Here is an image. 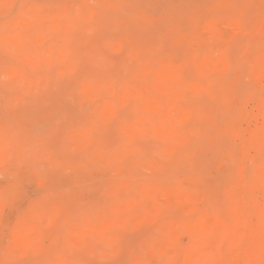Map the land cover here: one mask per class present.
I'll return each mask as SVG.
<instances>
[{
	"label": "rangeland",
	"instance_id": "374dc122",
	"mask_svg": "<svg viewBox=\"0 0 264 264\" xmlns=\"http://www.w3.org/2000/svg\"><path fill=\"white\" fill-rule=\"evenodd\" d=\"M191 1L193 3L191 2L188 6L184 7V1H180V0H0V29L3 34L1 35L0 33V62H2L0 63V134H1L0 135L1 136L0 138L1 139L0 140V160H1L0 161V196H1L0 197V224H1L0 228L2 227L1 228L2 230H0V237H2L0 239V243H1L0 264H5V263L6 264H12V263L13 264H178L177 259L170 251L169 253L166 251L159 253L157 259L153 260L152 257L149 255V252L146 248V244L147 241L153 243H160L162 241L174 242L176 240V234L172 230L168 229L167 226H173V230H174L176 227L175 222L178 219H183L187 217L185 211L180 210V212H183V214H185L182 215V217L174 216L173 218H171V216L168 215L169 213L165 214L170 216L169 218L165 217L164 213H162V215L159 216L162 219L160 220L158 218V220H155L156 222L153 221L155 223L150 221H144L139 224H132V222H130L128 225L125 226L117 225V227L119 226L120 227L116 229L117 231L119 230L116 233H118L119 235L120 232L121 239L118 235H116V233H113L114 237L113 240H111V235H108L109 237L101 235L96 229L99 222L98 214L102 209L106 207L105 205H101V204H100L101 207L98 206L99 203H101L100 200L102 201L103 199L102 202L105 203L110 198V200H108L106 203L108 208H110L111 204L118 199H120L121 201L124 200L133 201L132 206L130 208L122 207L115 212L119 221L126 217H128L130 221H132L133 218L144 214L146 211L145 205L136 203L135 200L132 199L136 194L137 186L141 182H143L142 179L143 178L148 179L147 176L149 177L148 180H151L157 176L160 177L161 179L166 175V174H162L164 172L160 173V171L152 170L149 167H138V169H140L141 172H143L140 174L139 172L137 173L133 172L131 166H126L124 171L118 172L114 168L106 167V165L101 161H99L101 163L99 162L95 163L97 162V160L93 157V154L96 151L97 152L102 151L103 154L106 153L105 154L106 156L107 155L110 156L109 154H114L119 152L123 147V145L126 143V137L124 133L119 130V127L122 122L131 124L139 128L140 130L148 128L147 132L146 131L139 132V135L141 134L142 137L139 135L136 136L137 140H135V142L138 141L136 144L137 147L140 146L139 152L144 151L146 149V151L141 152L144 153L143 156L146 155V157H143L144 161L157 164L160 166L163 165L162 167L165 168V171H167V173H169L168 175H166L165 179L169 178L168 176H170L169 179L170 182L163 183L164 181H162L163 184L177 186L175 184L177 183L178 185L181 186H185V185H188L186 187L192 186L193 189L195 188V186L193 185H196L195 190L197 192L207 191L209 194L208 196H211V198L213 200H216L217 203L219 204L221 203L220 205H215L213 203L214 201L209 199L206 200V202L208 203L209 201H212L209 204L212 205L213 207L216 206L220 207V208H215L218 209L217 211H215V209L213 208L212 209L215 211V213L221 216H224V214L228 212L229 209L226 203V199H223L221 197L223 199L222 201L225 202V205H222V201H218L220 199H216V198L217 197L219 198V196H221L222 194L223 197L225 198V191L226 189H229L228 187L233 188L234 186L233 190H235V188L238 187L236 189V192H234L236 193L235 195H237L236 197L238 199V204H239V211L237 213L238 222L231 225L227 235L228 238L226 237L222 238L220 234H218L217 232L214 234L211 233L210 231L204 234H200V235L198 234L196 237L183 236L184 243L187 242L188 244L187 240L195 242L198 239H201L205 236L211 237L210 234H212V237L210 239L211 241L210 246L205 240L203 241L206 246L204 244L203 246V245H193L195 243L193 244L189 243L191 245L190 246L191 250H194L196 252V254L194 255L197 256L194 258L198 259L195 261L194 264H241L243 263V261L245 264V260L246 261L250 260V262L254 261L253 263L255 264H264V189H263V185L261 186L260 183L259 184L257 183L258 179L256 177H255L256 179H253L254 176L252 175L253 174L252 160H254V158L258 156L259 154L258 149H263L264 152V147H262L263 142L262 143L258 142L257 144L253 145L255 147H253L252 145L246 146V147H250V149L246 148L248 151L245 149V154L248 152L247 156H244L245 154L240 155L239 157L241 159L238 157L240 161L239 162L237 161L239 159L235 160V162H237L239 167L236 166L237 164L234 161L232 162L233 164L235 163L234 165L235 168L234 170H232L233 172L231 171L233 174L231 173L229 174V172H227L229 169H231L230 168L231 165L233 166L232 163L228 162L230 164L228 165V163L224 161L221 157H219V155L215 156L216 154H212V152L208 151L207 154V156H209L208 158H210L211 162L214 161L213 162L214 169L212 170V172L209 173L207 172L206 169L203 170V168H198L197 174L195 176H190V178L185 177L186 174L188 175L191 174L190 172H188L189 169L188 165H190L189 161H185V163H189L188 165H186L188 166V168L186 166L182 167L181 165L180 166H177L175 164L171 165V163H174L176 161L177 157L176 158L173 156L166 157L163 155V151L169 145V143L159 138L158 136L154 135L152 133V124L150 122H145L144 119L142 118V115L144 114V110L138 107L140 104V102L138 103V101L140 99L138 100L136 98H132L131 101L128 103H123L121 101L122 89L120 90V88L122 86L118 87L117 86L118 84L121 85L124 84L127 86L138 84L139 86H142V79H141L142 72L149 71L150 72L149 75L154 76V72L156 70L155 68H157L158 65L162 64L163 62H172L171 61L172 56L180 53L181 50L183 49L184 51L183 50L182 51L186 52L185 54L189 52V54L187 55L188 56L192 55L193 57L186 56V58H183V60L184 59L187 60L185 65L183 66L185 67V69H187V71L184 70L183 73L184 75L182 76V80L185 82L187 81L186 83L190 85L193 86L199 85V86L198 89L191 86L184 88L185 91L189 90L190 94L186 92V94H189L186 95L183 92L184 96L181 100V107L184 109H188L193 107V105H190V103H195V105L197 103L198 107H203V108L205 107L208 109L211 107L212 109H214L215 112H217L218 110H220L217 108H220L221 105L219 103V100L215 101L213 99V94L215 93L220 94L222 91L225 90H227V92L238 90L235 92H238L239 94L243 95L244 96L243 98H246L244 99L246 101H244L243 98L241 99L243 101L240 102H236L237 100H235L234 108L237 109L239 108L240 110L242 109L243 111H246V113L248 114L250 113L251 115L249 114V116L253 120L244 117L239 119V117H241L240 114H237L239 116L236 115V113H239L238 111L239 109L238 110L235 109L234 111H237L236 113L232 110L233 113H235V115L233 114V116H230L233 118H229L230 120L228 119L230 124H228L229 122L227 120H225L226 122L221 121L222 123L224 122L223 123L224 125L222 124L221 126L219 124L220 125L219 128H221L222 133L224 134L228 130V127L234 125L238 129L240 127L241 128L243 127L242 129L244 130L240 128L241 131H246L249 129L250 130L254 129L258 132L260 131L261 132V133L259 132L260 136L262 138L264 137V110L260 109L259 102H257L259 101V99L260 100L264 99V74L260 76L261 74L249 73L251 64L245 61L246 60L248 61V58L251 57V54H253V52H248L246 49H244L245 43H247L251 37V34L249 32L251 29L254 28L255 26L254 23L259 16L258 12L264 9V3H259V2L256 3V0H254V3L248 2V4L245 5L247 1L239 0L240 2L238 3H241V6H238V8L236 7L235 9L230 10L229 9L230 7L229 8L227 7L229 10L225 9L229 12L223 14L225 15V17L228 18V21H230V23L225 25L224 27L226 28V31L230 32L232 38H234L233 36H236V38L233 40L232 38H223L225 41H227V43H229L228 40L232 42L234 41L233 43H230L228 45L225 42V45L230 47V49H228L229 51L226 50L227 53H225L222 47L219 48L217 45H214L219 43V41H222L223 39L221 38L218 39V37L214 35L212 31L209 30L197 35L196 33H194L195 27H197L199 22L201 23L200 18H203L202 16L207 17L205 14V12L207 13L209 11L207 9L210 8L212 9L213 7L216 9L215 3L212 4L209 0L208 1L191 0ZM203 1L207 4H205ZM197 2H199L200 4ZM238 3L237 5H239ZM247 5L249 6L248 9H247L248 7ZM254 5H256L257 7ZM176 10H178L179 12L180 10H182L181 12L185 11V13H181V16H176L179 13H176V15L171 14L174 13ZM201 11H205V12L199 13ZM233 11L235 12L237 11V12L234 13ZM191 12H195V13H191ZM212 12L216 13L217 11L215 12L211 10V14H213ZM232 12L234 13V15L235 14L237 15L232 16L231 15ZM168 13L171 14L170 17H168L169 16ZM172 15L173 17H171ZM191 16L193 18H196L199 22L196 21V19L195 20L193 18L190 19ZM238 17L239 18L241 17V19H239ZM248 19L251 20L249 21ZM23 21H26V23L24 22L25 23L24 24ZM34 21L35 23L38 24L41 22L40 26H38L39 28L35 27L36 24L34 23ZM234 22L235 23L239 22L238 25L240 26L239 28H241V30L235 28V26H232ZM194 24H196V26ZM175 25H178V27H176ZM171 27L174 30H172ZM237 29L238 31H236ZM33 31L35 32L34 38L31 39L29 38L28 35ZM252 32L253 31H251V33ZM188 33L190 34L192 33L191 35L189 34L190 36H192L193 34L196 35V36H192V38L190 39V40L193 39L192 40L193 42L188 41V39L190 38V36L187 37ZM207 33L210 36H208ZM185 34L187 35L185 36ZM12 35H15V37ZM180 35H182L181 38L179 37ZM25 38H27L28 40H25ZM182 38L184 39V41H182ZM196 39H198L199 41ZM179 40L181 41V43H179ZM185 42H187L188 44ZM177 43L180 45L178 46ZM183 44L184 46L187 47V49L195 51L196 53L185 51L187 49L186 47H182ZM210 44L213 45V47L209 49V47L211 46L208 45ZM222 44L224 45L223 42ZM239 44H244V46H242L240 50H237L236 46ZM20 45H23L22 48L23 50H25L26 53H27L26 49L27 50L29 48L32 49V51L28 50L29 55L28 53L26 54L24 51H22ZM176 46L181 49H178ZM151 49L152 52H150ZM205 49H207V51ZM200 51L203 53L197 54ZM183 52H181V54H183ZM206 53H208V55ZM185 54L183 55L179 54L173 57L179 58L181 56H184ZM161 58L164 60H160ZM148 59L149 60L153 59L159 61L160 63L154 61L153 64V60L147 62ZM242 59L245 60L243 61L245 63V66L243 65ZM180 60L182 61L181 58ZM238 60H240L239 64L237 63ZM4 61H6L8 64H5ZM217 61L222 62L224 66L213 68L212 65ZM200 62H204L207 65L206 70H203L199 67L198 64ZM191 63H194V67L191 66ZM236 63L238 66L236 65ZM241 63L243 65L242 67H241ZM150 64L153 65L151 66ZM189 66H191L190 68H193V70H191ZM74 67L76 69H74ZM146 67H148L149 69H147ZM152 67L154 68L152 69ZM233 68L236 69L233 70ZM242 68L245 69L244 72L241 70ZM131 69L133 71H130ZM195 69H197L199 72L196 71ZM6 70H8V72ZM136 71L139 73H137ZM240 71L243 72L244 80L242 78H240L241 80L238 78L243 76ZM44 72L45 74H43ZM3 73H7V74H3ZM23 73L26 76L23 75ZM130 73L136 75H132V74L130 75ZM205 75L206 76L209 75V76L206 77ZM10 76L12 78H10ZM125 77H127L128 79H126ZM136 77L137 79L141 80V83L140 81H137ZM233 77L237 78V80L239 81L234 80ZM188 78L191 80H188ZM216 78L219 81L221 80V84L218 83V80ZM29 79L32 81H30ZM113 79H115L117 85ZM225 79H230V80H225ZM94 80L97 82V83L95 82L96 85H98L99 83V85L102 84V86H96L93 83ZM206 81L209 83V84L207 83L208 85H211L210 83H213V85H211L212 87L207 86V84L205 87ZM224 81L228 82L227 85H222V82ZM233 81L236 83H234ZM238 82L241 84L240 85L241 89H237L236 87L237 85H239ZM251 82L254 83L253 87H257V86H258L257 88H260V86L262 87L260 88V90L258 89L257 98L255 101L251 100L254 99V97L252 96L248 97L249 91L247 92V90H249L252 86L249 85L250 87L247 88L248 85H244ZM74 83L75 84L78 83V84L75 85ZM112 83H114L115 85H113ZM225 83L226 82H224L223 84ZM30 84L31 86L29 87ZM83 84H88V85L94 84L96 86L95 88L97 92L91 94L83 92L80 88L81 86H79ZM13 85L16 87H14ZM216 85L220 87L224 86L225 88L224 87L223 88L225 90L221 89L220 87L216 88ZM112 86H116L117 89L115 90L111 89ZM228 86H230L231 89H228ZM199 90L203 91L202 92L203 95L200 96L201 94L199 93L200 94L199 97L195 98V94H197ZM114 91H116L118 96L114 94L115 93ZM204 91L205 92L208 91L207 94H209L206 95V98L204 97L205 95ZM99 94L102 95L99 97ZM187 96H189L188 98L190 99L188 98L185 99ZM208 96L210 99H213V102L210 103L207 101L209 100ZM200 97H203L206 100H202V98L200 100ZM192 98H195V100ZM96 99L97 101H94L96 103L95 104L93 103V100ZM199 100L204 102V104L200 103L199 105L198 103ZM131 102L133 103L135 102L134 105L133 103L131 104L133 106L130 105ZM236 103H239L242 107ZM115 104L117 106H114ZM213 104H218L220 105V107H217L218 105H216L217 108H215L212 106ZM105 106L113 109L114 112L116 113V119L113 120L112 122L113 124L112 123L110 124L109 123L110 121L105 119L101 114L100 110L102 107ZM133 116L134 118H132ZM234 116L236 117L234 118ZM255 116H257V119ZM237 117L239 120L237 119ZM125 118L127 119L130 118V120H127ZM131 118L132 120L135 119L134 120L135 123L131 122ZM243 118L246 119L247 121L246 120L244 121ZM235 119H237L236 123L238 127L236 126V123H234ZM194 120L195 117L189 120L188 122H181L179 124H176L177 120H169V122L167 123L172 126L176 125L177 129L183 128V126L189 123L188 129H190L191 131L193 130L195 125H199V126L201 125L200 126L201 128L209 125L211 127V124H213V122L208 118L197 117L196 120L201 121L200 123L198 122L199 124H197L196 123L197 121L195 122ZM94 121L95 123L96 122L97 123L96 124L93 123ZM205 121L208 123H205ZM139 122L140 124H138ZM144 122L148 123L149 126H147L148 124L146 125ZM99 123L103 125L101 129H98L101 126ZM71 124H73V126L75 127L73 128V130ZM97 124L99 125L96 126ZM191 125L193 126L192 128H190ZM95 126L97 127L98 130L96 129ZM167 127L171 128L169 125H167ZM62 128L64 129L62 130ZM173 128L171 129L177 133L182 134L183 131H178ZM94 129L96 131H94ZM186 129L187 128H185L184 131H186V133H189L188 132L189 130L187 129L188 130L187 131ZM64 130H67L66 137L63 133ZM113 130L114 132L117 131L116 134H119V136H117L113 132ZM72 133H77L78 136L74 138L72 136L73 135ZM207 133L208 132L201 133V136H203L202 134H205L206 136V138L202 140L205 142V144H207L208 141L218 140L216 139L218 135L214 134L216 137L214 139L213 138L211 139L210 136H208L209 134L206 135ZM84 134L85 135L90 134V135L83 137ZM91 134H93L94 137H92ZM149 134L150 136L153 135L151 139L150 136H148ZM183 134L185 133L183 132ZM5 135H7V137ZM100 136L104 137L103 138L104 141H101L102 143L99 141L101 139ZM240 138L241 139H239V137H235L233 141L235 143L238 142V144H240L241 143L240 141H242L244 137L243 138L240 137ZM245 138L248 141L249 135H246ZM2 139H4V142L2 141ZM155 139L161 142V143L159 142L160 147L158 146V141H156ZM46 140H49L50 142L47 143L50 144L53 142L52 143L53 145L52 144L51 145L47 144V145H49L50 147H54L53 150L56 152H53L52 150H51L52 152H50V148H47V150L44 149L45 152H42L43 150L39 145L41 143L46 144ZM93 140L94 143L91 144V141ZM6 141L10 142V144L8 145ZM85 141H86L85 145L81 147L79 143ZM97 141H98V145L96 144ZM194 141H195L194 143L196 144V140ZM18 142L19 144L22 145L24 143L25 144L24 148L25 150L26 149L29 150L28 152H30L31 150L33 151L30 152L32 155L31 158L27 159L30 155L29 153L24 155L22 152L20 153L16 152V151H23L21 146L15 145V143L17 144ZM5 143L7 144L4 145ZM61 143L63 144L61 145ZM64 144L68 148H66ZM118 144H120V147L117 148L116 146ZM142 144L144 146L143 149L141 150ZM37 145H38L37 147L38 150H35L36 151L35 152L31 147L32 146L35 147ZM47 145L41 144L43 148H45V146ZM60 145L65 147H60ZM103 145H105L107 149ZM111 145L113 147H116L118 150L117 149L115 151H112L113 149L109 150L110 149L109 146ZM151 145L153 148L151 147ZM16 146H18V148ZM28 146H31L29 147L30 149L28 148ZM195 146L196 147L194 149H197L199 147L198 144ZM148 147L151 148L150 150L152 153L150 152ZM19 148L21 150H19ZM34 149H36V147ZM85 149L86 150L90 149L91 151L88 150V152L91 153V155L90 154L87 155L86 154L87 152L83 154L84 151H86ZM65 150H67V152ZM38 151L40 152V154ZM10 152H13L15 154L13 155ZM45 153H47V155ZM54 153H57V155H59L61 159L64 157L63 158L64 161L65 160L67 161L63 162V165H61V160L59 159V157L58 160L56 158L57 157L56 154ZM68 153H70L72 156L77 155V157L79 154V158L81 161H79V159L75 156L72 157L71 159L70 157L71 155ZM9 154L12 156L11 157L12 159L9 157ZM51 154H53V157ZM63 154L65 155L68 154L70 158L66 157L65 155L63 156ZM81 154H83V157L80 156ZM154 156L156 158H154ZM210 156L213 157V160L211 159L212 157ZM13 157H16L15 160ZM172 157L175 158V161L173 159V162L169 161L170 159L172 160ZM82 158H85L84 160L86 162ZM220 158L222 161L220 160ZM4 159L10 162H7ZM70 160H73V163L71 161L70 164L69 163ZM87 162H89L88 164L90 166L87 164ZM10 163L12 164L9 165ZM51 163H53V166L50 167L49 165H52ZM92 163L95 165H93ZM167 164H169L170 166ZM240 164L244 166H240ZM12 165L15 168H13ZM96 166L99 169H96ZM52 167H55L56 169L55 168L53 169ZM250 167H252L251 168L252 171L250 170ZM166 168L168 169L171 168V169H169L170 170L169 171L166 170ZM57 169L59 173L54 172ZM65 169H67V171H65ZM108 169H110V171ZM218 169L221 170L220 173L221 172L223 173L225 172V173L224 174L221 173L220 175H218L219 173V172L217 173V171H219ZM107 172L110 173L108 174ZM122 172L123 174H125V176L121 174V176L123 175L122 177L119 176L117 177V174L120 175V173ZM157 172H159L157 176L152 175L153 173L156 174ZM105 174L111 176L106 177ZM128 174L129 176L131 175L134 176V177L132 176L131 178L129 177L130 179H132L133 183H131V185L132 184L133 185L132 186L130 185L128 187H132L131 188L132 190H130V188H128L129 190H124L123 192L124 194L122 198H121L122 196L121 194L120 197L116 195L112 197H108L113 194L118 195L121 188L126 189L127 186H124L122 182L125 179L126 175ZM145 174L147 176H145ZM227 174L231 175L232 179H229L231 178V176H227ZM150 175H152L153 177H151ZM39 176H47L48 179L47 180L37 179V177ZM62 176H66V177L69 176L67 177L68 179L65 178L66 184L64 181V177ZM103 176L107 180H110V182L108 181L103 182V180L105 179V178L102 179ZM234 176L235 177L238 176V177L233 178ZM98 177L99 180L101 179V181L98 180ZM110 177L111 179H114L113 177H115L114 181H116V183H114V181H111V179H109ZM223 177L225 178L223 179ZM201 178H206V179L203 180ZM136 179L137 180L141 179V182L139 180L138 182ZM97 182H100L101 184L102 182L103 184L106 183L105 185L106 187L105 186L103 187L109 189L107 190V189H103V187L101 188L100 186H98ZM195 182L197 184H195ZM222 184L225 185V187L223 193L221 192L220 194L219 187ZM114 185H117L119 187L117 192L114 191V189L112 188ZM258 185L260 186L258 187ZM198 188L203 191L199 190ZM96 189H99V191H97ZM4 190H7L8 193L7 192L6 193L8 194V196L4 195L5 194V192H3ZM50 191L53 192L48 193ZM1 192H3L4 194H2ZM97 193H99V195H97ZM39 194H41L42 196L45 194L46 195L42 198V196H40ZM101 194L108 198L106 199L104 197L105 198L104 199L103 197H101ZM54 195L56 198H58V196L60 195V197L58 198L59 200H55ZM17 196L19 197L15 199V197ZM97 196L98 198L101 197L102 199L96 200ZM128 197H130L131 200ZM48 198L54 200V201L50 200L52 205L49 204H48L49 206L45 205V203H50ZM95 200L99 202L97 203L93 202ZM33 201L37 202L36 204L44 202V204L42 203L44 206L41 205L43 207L39 209V207H41L40 204L37 207V205H35ZM59 201L61 202L58 203ZM13 203H15V206H11ZM32 203L34 206L32 205ZM91 204L97 208H95V210H92L90 208L91 210H89L88 205ZM25 205L31 207L28 208V206L26 207ZM158 205H160L159 207L160 212L164 210L165 213L170 212L171 214L172 213L171 211H175V212L178 211L177 209L169 208L168 206H167L168 207L167 210L165 208L166 204L163 201H159ZM206 205L208 204L206 203ZM221 205L222 207L223 206L224 207L221 208ZM19 206L20 207L25 206L26 208L22 207V209H20V213H17V207ZM86 206H87V210H89L88 212H91V214L88 212L84 213L85 211L84 208ZM8 207H10L11 210ZM255 207L260 208L261 213H257V212L254 213V211L252 210ZM81 208H83V211L80 212V215L76 216L78 209ZM138 208L139 211H137ZM43 209H45L46 212ZM131 210H135V212ZM203 210H206V208ZM41 211L45 214L42 215ZM4 212H6L8 215ZM127 212H131V214H126ZM122 213L124 215H122ZM86 214H90L92 217ZM173 214L174 213H172V215ZM227 214L226 216H228ZM40 216H42L43 218ZM6 217H9V219L10 218L13 219H11V221L6 220L7 219ZM16 217L18 218L15 219ZM74 217L75 218L79 217L78 218L79 220L75 219ZM33 219H37L38 221H43V222L41 223L38 222L40 223L38 226V224H36L37 222H35L36 220L34 221ZM12 220L14 221L12 222ZM7 222H9V224ZM67 223L69 224L68 227H67ZM40 225L42 229L45 230L44 233H42V231L40 232L41 230L39 229ZM237 225L238 227L236 229L235 227ZM35 231H37L38 233ZM83 231H85V233ZM25 232L27 234L33 233L31 235L29 234L31 238H27L26 237L27 234ZM255 234L256 236H259V240H257V242L253 240ZM85 235L87 236L85 237ZM93 235L94 237H96L95 241H98L96 242L97 247H95L97 251L92 248L91 250L93 251L89 250L90 247H93L90 246L89 244L88 246L90 247L89 249L86 248L87 249L86 251L85 247L88 239H89L88 241L94 242L93 245H96L95 241L91 238L93 237ZM202 235L203 237L200 238V236ZM216 236H218V238H216L217 240L215 241ZM41 239H43V241ZM71 239H73L74 241H71ZM116 239L121 240V245H115L116 243L117 244L119 243V241ZM16 240H20V242H23V248L18 245ZM76 240H78L81 245L77 244ZM224 240H225V244H224ZM38 241H42V242L40 243ZM199 241L202 242L201 240ZM214 243L217 245L216 249H213L212 248L213 246H211ZM255 248L259 249L258 257H256L255 259L252 258L253 260L251 259V257L248 258L245 257V255H247V253L245 252L249 251L248 252L249 254L250 251H253V249ZM197 249L202 250V252L198 251ZM42 250L44 251L42 252ZM68 250H71L70 251L71 254ZM82 250H85V252H80ZM259 251L261 254L259 253ZM64 252L66 253L65 255ZM72 252H74V254ZM170 255H172V257ZM77 257L78 258L80 257L81 259L80 258L78 259ZM67 258H71V260L68 259L69 260L68 262ZM5 259L8 261H5ZM210 259L211 261H209ZM11 260L13 261L12 263ZM72 260L73 262H70Z\"/></svg>",
	"mask_w": 264,
	"mask_h": 264
},
{
	"label": "bare ground",
	"instance_id": "6f19581e",
	"mask_svg": "<svg viewBox=\"0 0 264 264\" xmlns=\"http://www.w3.org/2000/svg\"><path fill=\"white\" fill-rule=\"evenodd\" d=\"M180 1H184V7L185 6H188L192 1L191 0H180ZM208 1V0H207ZM212 4L213 3H215V6H216V9L213 7L212 9L210 8V9H207V10H209L207 13L205 12V11H201V12H199V13H203V12H205V14H206V16L207 17H205V16H202L203 18H205V19H203V18H200V21H201V23L196 19V18H193L192 16L190 17V19L191 18H193L194 20L196 19V21H198L199 22V24L197 25V27H195V32L194 33H196V35L197 34H201V33H203V32H206V31H212L213 33H214V35H216L217 37H218V39L219 38H221V39H223V38H232V35L230 34V32L229 31H226V28L224 27L225 25H227V24H229L230 23V21H228V18L227 17H225V15L223 14V13H228L229 11H227V10H225V9H228L229 7V9L230 10H233V9H235L236 7L238 8V6H241V3H238V2H240L239 0H209ZM241 1H247L246 3H245V5L246 4H248V2H253L254 3V0H241ZM204 2V1H203ZM264 3V0H262V1H258V0H256V3ZM193 3V2H192ZM197 3H199V2H197ZM205 3V2H204ZM237 3L239 4V5H237ZM200 4V3H199ZM198 4V5H199ZM205 4H207V3H205ZM250 4H252V3H250ZM176 5H178V4H176ZM175 5V6H176ZM197 5V6H198ZM237 5V6H236ZM243 5H244V3H243ZM256 5H258V4H256ZM256 5H254V6H256ZM214 6V5H213ZM248 6V5H247ZM177 7H179V6H177ZM228 7V8H227ZM231 7H233V8H231ZM257 7V6H256ZM249 8V6L247 7V9ZM176 9V8H175ZM228 9V10H229ZM239 9H240V7H239ZM258 9H260V8H258ZM179 10V9H178ZM178 10H176L174 13H171V14H173V15H176V13H179L178 15H176V16H181V13H185V11L184 12H181L182 10H180V12L178 11ZM203 10V9H202ZM205 10V9H204ZM211 10H213V11H217L216 13H214V12H212L213 14H211ZM226 12H225V11ZM172 11H174V10H172ZM251 11H254V10H251ZM256 11H257V9H256ZM234 13H236L235 11H233ZM232 12V13H233ZM191 13H195V12H191ZM190 13V14H191ZM231 13V15L233 16L234 15V13L232 14ZM253 13V12H252ZM259 13V16H258V18H257V20L255 21V23H254V28L253 29H251L250 30V34H251V37H250V39H249V41L247 42V43H245V46H244V44H239V45H237L236 46V48H237V50H240V48L242 47V46H244V49H246L248 52H253V54H251V57H249L248 58V61L246 60H244V59H242V62L243 61H245V62H249V64H251V67H250V71H249V73H251V74H261L260 76H262V74H264V9L263 10H261L260 12H258ZM169 14V16L168 17H170V13H168ZM198 14V13H197ZM173 15L171 16V17H173ZM186 15H188V14H186ZM230 15V14H229ZM235 15H237V14H235ZM234 15V16H235ZM176 16H174V17H176ZM199 16V15H198ZM37 17V16H36ZM184 17V16H183ZM230 17V16H229ZM38 18V17H37ZM177 18H180V17H177ZM239 18V17H238ZM248 18H249V16H248ZM251 18V17H250ZM175 19V18H174ZM184 19V18H183ZM189 19V18H188ZM203 19V20H202ZM239 19H241V17L239 18ZM247 19V18H246ZM39 20V19H38ZM249 21L251 20V19H248ZM35 21H37V20H35ZM35 21H34V23H35ZM239 21V20H238ZM248 21V22H249ZM26 23V21H23V23ZM172 22V21H171ZM181 22V21H180ZM24 23V24H25ZM173 23V22H172ZM196 23V22H195ZM238 23L239 22H237V23H235L234 22V24H232V26H235V28H238V29H240L241 30V28H239L240 26L238 25ZM33 24V23H32ZM36 24V26L35 27H37V28H39L38 26H40V24H41V22L38 24V23H35ZM175 24V23H174ZM173 25V24H172ZM195 26H196V24H194ZM67 26V25H66ZM176 27H178V25H175ZM6 28V27H5ZM16 28H18V27H16ZM21 28V27H20ZM19 28V29H20ZM63 28V27H62ZM7 29V28H6ZM171 29H172V27H171ZM238 29L236 30V31H238ZM17 30V29H16ZM172 30H174V29H172ZM4 31H6V30H4ZM22 31V30H21ZM28 31H30V30H28ZM39 31V30H38ZM192 31V30H191ZM190 31V32H191ZM251 31H253L252 33H251ZM0 33H1V35H3L2 34V32H1V29H0ZM26 34V33H25ZM25 34H23V35H25ZM34 34H35V32L33 31L32 33H30L28 36H29V38H31V39H33L34 38ZM190 33H188V35L187 34H185V36L187 35V37L188 36H190L189 35ZM6 35V34H5ZM9 35V34H8ZM196 35H192V36H196ZM207 35H208V33H207ZM12 36H14L15 37V35H12ZM21 36V35H20ZM185 36H184V39H185ZM192 36H190V38L188 39V41H192V40H190L191 38H192ZM208 36H210V35H208ZM3 37H5V36H3ZM9 37V36H8ZM180 38L182 37V35H180L179 36ZM200 37V36H199ZM234 38H232V40L233 39H235L236 38V36H233ZM22 38H23V36H22ZM210 38H212V37H210ZM184 39L182 38V41H184ZM22 40H24V39H22ZM25 40H28L27 38H25ZM30 40V39H29ZM195 40V39H194ZM196 40H198V39H196ZM187 41V42H188ZM199 41V40H198ZM229 41V43H227V41H225L224 39L222 40V41H219V43H217V44H214V45H217L219 48L220 47H222V49H224V51H225V53H227V51H229L228 49H230V47L229 46H226L225 45V42H226V44L228 45V44H230V43H233L232 41H230V40H228ZM187 42H185V43H187ZM193 42V41H192ZM222 42L224 43V45L222 44ZM27 43V42H26ZM179 43H181V41L179 40ZM203 43V42H202ZM178 44V43H177ZM188 44V43H187ZM180 44H178V46H179ZM205 45H207V44H205ZM220 45V46H219ZM21 47L20 48H22V46L23 45H20ZM208 46H211V47H209V49L210 48H212L213 47V45H208ZM177 47V46H176ZM181 47V46H180ZM182 47H186V46H184V44H183V46ZM225 47V48H224ZM227 47H229V48H227ZM178 48V47H177ZM178 49H181V48H178ZM186 49H187V47H186ZM28 50H31L32 51V49L31 48H29ZM28 50L26 49V51H27V53H28ZM183 50V49H182ZM181 50V52H183ZM206 51H207V49H205ZM227 50V51H226ZM20 51H21V49H20ZM22 51H24L25 52V50H23V48H22ZM185 51H190V52H194V53H196L195 51H192V50H189V49H187V50H185ZM204 51V50H203ZM205 51V52H206ZM150 52H152V49H151V51ZM180 52V51H179ZM181 52L180 53H178V54H175V55H183V54H185L186 52H183V54H181ZM247 52V53H248ZM26 53V52H25ZM26 53V54H27ZM31 53V52H30ZM200 53H203V52H198L197 54H200ZM210 53V52H209ZM187 54H189V52L187 53ZM187 54H185L184 56H181V57H179V58H176V57H173V56H175V55H173L172 56V59H171V61L172 62H163L162 64H160V65H158V67L157 68H155L154 70H155V72H154V76H150L149 75V71L148 70H146V71H148V72H142V86H139L138 84H136V85H121V84H118L117 85V82L115 81V79H117V78H115V79H113L115 82H116V85L118 86V87H120V86H122L121 88H120V90L122 89V99H121V101L123 102V103H128V102H130L131 101V99L132 98H136V99H140L139 101H138V103L140 102V104H139V106L138 107H140V108H142L143 110H144V114L142 115V118L144 119V121L145 122H150L151 124H152V133L154 134V135H156V136H158L159 138H161V139H163V140H165V141H167L168 143H169V145L165 148V150L163 151V155L164 156H168V157H170V156H173V157H177V159H176V161H175V158H173L172 157V160L170 159L169 161H171V162H173V159H174V163H171V165L172 164H175V165H177V166H186V165H188L189 163H190V165H188L189 166V169H188V172H190L191 174L190 175H188V174H186L185 175V177H189L190 178V176H195L196 174H197V171H198V168H203V170L204 169H206L207 170V172H209V173H211L212 172V170L214 169V165H213V162L214 161H212L211 162V160H210V158H208L209 156H207V154H208V151H210V152H212V154H216L215 156H218L219 155V157H221L224 161H226L227 163L228 162H230V163H232L233 161L235 162V160L236 159H239L240 157V155H244L245 154V149L246 148H249L250 149V147H246L247 145H255V144H257L258 142H263V145H262V147H264V137L262 138L261 136H260V133L258 132V131H256V130H246V131H241L240 130V128L238 129V128H236L234 125H232V126H230V127H228V130L223 134L222 133V130H221V128H219V126L221 125L222 126V124L224 123V122H226L225 120H227L228 121V119L229 118H233V117H230V116H233V114L235 115V113L237 112V111H234L235 109H237V108H234V105H235V100H237L236 102H240V101H243L244 99H246V98H243L244 96L243 95H241V94H239L238 92H235V91H238V90H234V91H232V92H227V90H225L223 87H220L221 85V80L219 81L217 78V80H218V83H220L219 85L220 86H217L216 85V88L217 87H220L221 89H224L225 91H222L220 94H217V93H215V94H213V99L215 100V101H217V100H219V103H220V105H221V107H220V105H218V104H213L212 106L213 107H215V108H217V107H220V108H217V109H220V110H218L217 112H215L214 111V109H212L211 107L208 109V108H203V107H198L197 106V103H196V105H195V103H190V105H193V107H191V108H188V109H184V108H182L181 107V100H182V98H183V96H184V93L186 94V92L187 93H189L190 94V91L189 90H187V91H185V89L184 88H187V87H194V88H196V89H198V86L197 85H195V86H193V85H190V84H188V83H186L185 81H183L182 80V76L184 75L183 73H184V70H186L187 71V69H185V67H183L184 65H185V63H186V59H184L183 60V58H186V56H188ZM207 55H208V53H206ZM28 55H29V53H28ZM244 55V54H243ZM242 55V56H243ZM213 56V55H212ZM24 57H26V56H24ZM52 57V56H51ZM188 57H193L192 55H189ZM194 57H196V56H194ZM210 57V56H209ZM224 57V56H223ZM15 58V57H14ZM180 58L182 59V61L180 60ZM211 58V57H210ZM247 58V57H246ZM175 59V60H174ZM153 59H151V60H147V62L148 61H152ZM160 60H164V59H160ZM3 61V60H2ZM154 61L155 62H157V63H160L159 61H156V60H153V64H154ZM15 62V61H14ZM13 62V63H14ZM146 62V63H147ZM184 62V63H183ZM0 63H2V62H0ZM4 63L5 64H8L6 61H4ZM238 64L240 63V60H238V62H237ZM237 63H236V65H237ZM153 64H150L151 66L153 65ZM199 67L201 68V69H203V70H206L207 69V65L204 63V62H200L199 64ZM235 65V66H236ZM243 65L245 66V63L243 62ZM242 65V63H241V67L243 66ZM10 66V65H9ZM14 66H16V65H14ZM191 66L192 67H194V63H191ZM191 66H189V68L191 67ZM224 65H223V63L222 62H215L213 65H212V67L213 68H218V67H223ZM238 66V65H237ZM145 67V66H144ZM240 67V66H239ZM16 68H18V67H16ZM147 69H149L148 67H146ZM154 67H152V69H153ZM74 69H76L75 67H74ZM73 69V70H74ZM141 69H142V67H141ZM145 69V68H144ZM191 70H193V68H190ZM236 69V68H235ZM234 68H233V70H235ZM196 71H198L197 69H195ZM221 70V69H220ZM243 72L245 71V69H241ZM7 72H8V70H6ZM11 71H14V70H11ZM130 71H133L132 69L130 70ZM232 71V70H231ZM242 71H240L241 73H242V75H243V72ZM71 72H72V70H71ZM137 72V71H136ZM199 72V71H198ZM137 73H139V72H137ZM193 73V72H192ZM3 74H7V73H3ZM9 74H10V72H9ZM8 74V75H9ZM15 74V73H14ZM43 74H45V72L43 73ZM136 75V74H133V73H130V75ZM187 74V73H186ZM199 74V73H198ZM201 74V73H200ZM215 74V73H214ZM240 74V73H239ZM23 75H25L24 73H23ZM241 75V74H240ZM241 75V76H242ZM13 76V75H12ZM14 76H17V75H14ZM26 76V75H25ZM206 76V75H205ZM209 75H207L206 77H208ZM238 76V75H237ZM137 77H139V76H137ZM137 77H136V79H137ZM236 77V76H235ZM235 77H233V79L234 80H237V78H235ZM10 78H12L11 76H10ZM16 78V77H15ZM126 79H128L127 77H125ZM210 78V77H209ZM239 79L240 78H244V75L242 76V77H238ZM208 79V78H207ZM253 79V78H252ZM251 79V80H252ZM30 80V79H29ZM186 80V79H185ZM188 80H191V79H189L188 78ZM193 80V79H192ZM225 80H230V79H225ZM241 80V79H240ZM244 80V79H243ZM245 80H246V78H245ZM30 81H32V80H30ZM103 81V80H102ZM125 81V80H124ZM128 81H130V80H128ZM137 81H140V83H141V80H139V79H137ZM223 81V80H222ZM237 81H239V80H237ZM250 81V80H249ZM86 82V81H85ZM89 82V81H88ZM96 81L94 80V84L96 85V83H95ZM119 82V81H118ZM201 82V81H200ZM224 82H226L225 84H223ZM224 82H222V85H227V81H224ZM229 82H231V81H229ZM234 82V81H233ZM253 82V81H252ZM251 82V83H252ZM15 83H17V82H15ZM102 83V82H101ZM120 83V82H119ZM131 83H134V82H131ZM208 82L206 81L205 82V87H206V84H207ZM217 83V82H216ZM216 83H214V84H216ZM234 83H236V82H234ZM248 83V84H244V85H248L247 86V88H249L250 86L249 85H251L252 87L249 89V90H247V92L249 91V96L248 97H254V99H251V100H253V101H255L256 100V98H257V91H258V89L260 90V88H262L261 86H260V88H257V87H253L254 85V83ZM33 84V83H32ZM75 84V83H74ZM78 83H76L75 85H77ZM94 84H92V85H88V84H83V85H79V86H81L80 88H81V90L83 91V92H86V93H89V94H91V93H96L97 92V90H96V86H102V84H100L99 85V83H98V85H94ZM113 85H115L114 83H112ZM209 84V83H208ZM207 84V86H211V85H213V83H210L211 85H208ZM238 84L239 85H237L236 87H237V89H241V87H240V83L238 82ZM259 85V84H258ZM260 85H262V84H260ZM14 86V85H13ZM31 86V84L29 85V87ZM256 86V85H255ZM14 87H16V86H14ZM212 87V86H211ZM243 87V86H242ZM12 88V87H11ZM99 88H101V87H99ZM102 88H104V87H102ZM233 88V87H232ZM15 89H17V88H15ZM111 89H113V90H115V89H117V87L116 86H112V88ZM228 89H231V87L230 86H228ZM236 89V88H235ZM77 90V89H76ZM245 90H246V88H245ZM251 90V91H250ZM30 91V90H29ZM74 91V90H73ZM102 91H103V89H102ZM76 92V91H75ZM115 92V93H114ZM113 93L114 94H116L117 95V93H116V91H114ZM184 92V93H183ZM203 91H201V90H199V92L197 93V94H195V98H198L199 97V95L200 96H202L203 95V93H202ZM205 92V91H204ZM209 92H212V91H209ZM224 92H227V93H224ZM246 92V91H245ZM112 93V94H113ZM196 93V92H195ZM200 93V94H199ZM208 93V91H206L205 92V95H204V97L206 98V95H209V94H207ZM189 94H186V95H189ZM77 95V94H76ZM102 94H99V97L101 96ZM198 95V96H197ZM23 96V95H22ZM80 96V95H79ZM91 96V95H90ZM118 96V95H117ZM197 96V97H196ZM246 96V95H245ZM189 96H187L185 99H187ZM195 98H192V99H194L195 100ZM201 98H202V100H206V99H204L203 97H200V100H201ZM243 98V100H241ZM90 99V98H89ZM101 99V98H100ZM99 99V100H100ZM188 99H190V98H188ZM208 99L209 100H207L208 102H213V99H210L209 98V96H208ZM105 100V99H104ZM103 100V101H104ZM198 100V99H197ZM198 101V103H199V105H200V103H203L204 104V102H202V101ZM94 101H97V99L96 100H93V103H95ZM244 101H246V100H244ZM17 102V101H16ZM136 102V101H135ZM134 102V103H135ZM197 102V101H196ZM257 102H259V107H260V109L261 110H264V99H259V101H257ZM89 103H90V101H89ZM92 103V104H93ZM133 102H131L130 103V105L132 104ZM134 103H133V105H134ZM216 103H218V102H216ZM96 104V103H95ZM188 104V103H187ZM207 104V103H206ZM236 104H239V103H236ZM244 104V103H243ZM129 105V106H130ZM133 105H131V106H133ZM195 105V106H194ZM216 105H218L217 107H216ZM240 105V104H239ZM114 106H117L116 104L114 105ZM241 106V105H240ZM238 107V106H237ZM242 107V106H241ZM234 108V109H233ZM96 109V108H95ZM239 109V108H238ZM237 109V110H238ZM97 110V109H96ZM235 112V113H233V111ZM101 114L103 115V117L105 118V119H107L108 121H110L109 123L111 124L112 122H113V120H115L116 119V113L114 112V110L113 109H111V108H109V107H102L101 108ZM239 111V113H236V115L237 114H240V116L241 117H239V119H241L242 117H244V118H247V119H251V117L249 116V114L248 113H246V111H243L242 109L240 110H238ZM251 115V114H250ZM98 116H99V114H98ZM132 116V115H131ZM237 116H239V115H237ZM195 117V122L197 123V124H199L201 121H199V120H196L197 119V117H201V118H208V119H210L212 122H213V124H211V127H210V125L209 126H206V127H201L200 128V126L199 125H195V127L193 128V130L191 131L190 129H188V127H189V123H187L185 126H183V128H180V129H177L176 128V125H174V126H172V125H170V124H168L167 122H169V120H177V122H176V124H179V123H181V122H188L189 120H191L192 118H194ZM236 116H234V118H235ZM256 117V119H257V116H255ZM254 117V118H255ZM132 118H134V116L132 117ZM132 118H131V122H133V123H135L134 122V120H132ZM243 118V120L245 121L246 119H244ZM125 119H127V118H125ZM237 119H238V117H237ZM237 119H235V122L234 123H236V120ZM238 119V120H239ZM112 120V121H111ZM127 120H130V118H128ZM230 120V119H229ZM251 120H253V119H251ZM255 120V119H254ZM85 121H87V120H85ZM204 121V120H203ZM221 121H224L223 123L221 122ZM247 121V120H246ZM144 122V123H145ZM199 122V123H198ZM229 122V121H228ZM93 123H95V121L93 122ZM97 123V122H96ZM95 123V124H96ZM108 123V124H109ZM141 123H143V122H141ZM195 123V124H196ZM205 123H208V122H206L205 121ZM80 124V123H79ZM84 124V123H83ZM100 124V123H99ZM99 124H97L96 126H98ZM113 124V123H112ZM138 124H140V122L138 123ZM146 125L148 124V123H145ZM220 124V125H219ZM228 124H230V122L228 123ZM101 125V124H100ZM167 125H169L171 128H173V127H175V128H173V129H176V130H178V131H183L185 134H183V132H182V134L181 133H177V132H175L174 130H172L171 128H169V127H167ZM224 125V124H223ZM71 126H72V130H73V128H75L74 126H73V124H71ZM70 126V127H71ZM95 126V127H96ZM147 126H149V124L147 125ZM146 126V127H147ZM197 126H199V127H197ZM236 126H237V123H236ZM85 127V126H84ZM101 127H103V125H101L98 129H101ZM193 126L191 125V127L190 128H192ZM238 127V126H237ZM67 128V127H66ZM185 128H187L186 130L189 132V133H186V131H184L185 130ZM204 128H207V129H204ZM243 128V127H242ZM241 128V129H242ZM64 128H62V130H63ZM96 129H97V127H96ZM97 129V130H98ZM115 129V128H114ZM205 131H204V130ZM61 130V131H62ZM76 130H78V129H76ZM119 130L120 131H122L123 133H124V135H125V137H126V143L123 145V147L121 148V150L119 151V152H117V153H114V154H109L110 156H106L105 154H103V152L102 151H100V152H97L96 150H98V149H96L95 151V153L93 154V157L97 160V162H95V163H98L99 161H101L102 163H104L105 165H106V167H109V168H114L116 171H118V172H121V171H124V169H125V167L126 166H131L132 167V171L133 172H135V173H137V172H139L140 174L141 173H143V172H141V170L140 169H138V167H149L150 169H152V170H158V171H160V173H162V172H164V173H162V174H166V175H168L169 173H167V171H165V168H163L162 166H160V165H157V164H153V163H149V162H147V161H144V159H143V157H146V155H144L143 156V154L144 153H141V152H144V151H146V149L144 150V151H141V152H139V147H137V142H135V140H137L136 139V136H138L139 135V132H147V130H148V128L147 129H142V130H140L139 128H137V127H135V126H133V125H131V124H127V123H125V122H122L121 123V125H120V127H119ZM203 130V131H202ZM207 130V131H206ZM242 130H244V129H242ZM60 131V132H61ZM66 131L67 130H64V135H65V137H66ZM94 131H96L95 129H94ZM191 131V132H190ZM92 132V131H91ZM98 132V131H97ZM113 132H114V130H113ZM117 132V131H116ZM116 132H114L115 134H116ZM204 132H208L206 135H208V136H210V138L212 139H214L216 136L215 135H218L217 136V138L216 139H218V140H213V141H208V143L207 144H205V142L204 141H202L204 138H206V136H205V134H202L203 136H201V133H204ZM94 133V132H93ZM150 133V132H149ZM192 133H193V135L195 136H193L192 135ZM73 135V137L75 138V137H77L78 136V134L77 133H72ZM104 134H105V132H104ZM215 134V135H214ZM1 135V134H0ZM61 135H62V133H61ZM88 135H90V134H88ZM88 135H83V137H85V136H88ZM92 135V137H94L93 136V134H91ZM117 136H119V134H116ZM246 135H249V138H248V141H247V139L245 138L246 137ZM6 137H7V135H5ZM99 136V135H98ZM139 136H141V134L139 135ZM148 136H150V134L148 135ZM153 135H151L150 136V139H151V137H152ZM211 136H213V137H211ZM2 137H4V136H2ZM90 137V136H89ZM142 137V136H141ZM235 137H239V139H241L240 137H244L245 139H246V141H245V139L243 138L242 139V141H240L241 143L240 144H238V142L237 143H235L234 141H233V139L235 138ZM0 138H1V136H0ZM100 142L101 141H104V137H101L100 136ZM138 138V137H137ZM157 138V137H156ZM4 139H7V138H4ZM4 139H2V141L4 142ZM8 139H9V137H8ZM11 139V138H10ZM106 139V138H105ZM1 140V139H0ZM16 140H18V139H16ZM16 140H13V141H16ZM95 140V139H94ZM94 140L93 141H91V144L92 143H94ZM156 141H158L157 139H155ZM194 140H196V144L194 143L195 141ZM228 140H229V143H228ZM232 140V141H231ZM8 141H10V140H8ZM197 141H198V143H197ZM236 141H238V140H236ZM7 142V141H6ZM10 142H12V141H10ZM10 142H7L8 143V145L10 144ZM47 142H50L49 140H46V144L45 143H41V144H44V145H47V144H49V145H51L50 143H47ZM106 142V141H105ZM160 141H158V146H159V144L161 143H159ZM7 143H5L4 145H6ZM67 143H68V141H67ZM66 143V144H67ZM85 143H86V141L85 142H81V143H79V145L82 147V146H84L85 145ZM102 143V142H101ZM120 143V142H119ZM193 143V144H192ZM41 144L39 145L41 148H42V152H45V150H47V148H50V152H56V151H54L53 150V148L54 147H50L49 145H47V146H45V148H43L42 146H41ZM63 143H61V145H62ZM97 145H98V141H97V143H96ZM140 144V143H139ZM199 145V147L197 148V149H194L196 146L195 145ZM1 145H3V144H1ZM15 145H19V146H21V148H22V150L23 151H27L26 153L25 152H23V151H16V152H22L24 155L25 154H27V153H29L30 155H29V157L27 158V159H29V158H31V151L30 152H28L29 150H25V148H24V146H25V144L23 143V145L22 144H19V142L16 144L15 143ZM53 145V144H52ZM60 145V147H65V146H61ZM194 147H193V146ZM49 146V147H48ZM93 146V145H92ZM104 147H105V145H103ZM115 146V145H114ZM143 144H142V146H141V150L143 149ZM258 146V145H257ZM12 147H13V145H12ZM17 148H18V146H16ZM29 147H31V146H28V148ZM36 147V149H34ZM35 147H31V148H33V150L35 151V150H38V145L37 146H35ZM107 147H108V144H107ZM107 147H105L106 149H107ZM111 147H113L112 145L111 146H109V150H112V151H115L118 147H120V144H118L116 147H113V148H111ZM151 147H152V145H151ZM160 147V146H159ZM253 147H255V146H253ZM5 148H6V146H5ZM7 148H9V147H7ZM66 148H68L67 146H66ZM88 148V147H87ZM149 148V147H148ZM153 148V147H152ZM156 148V147H155ZM2 149V148H1ZM9 149H11V148H9ZM30 149V148H29ZM45 149V150H44ZM151 148H149V150H150ZM8 150V149H7ZM13 150V149H12ZM15 150H18V149H15ZM19 150H21L20 148H19ZM39 150H40V148H39ZM52 150V151H51ZM60 150V149H59ZM81 150V149H80ZM86 150V149H85ZM88 150H90V149H87L86 151H84V150H82V151H84V153L83 154H85V152H87L86 154L88 155V154H90L91 155V153H89L88 152ZM118 150V149H117ZM247 150V149H246ZM259 150V154H258V156L256 157V158H254V160H252L253 161V179H258L257 180V183L259 184L260 183V185L262 186L263 185V189H264V152H263V149H258ZM66 152H67V150H65ZM91 151V150H90ZM105 151V150H104ZM108 151V150H107ZM153 151V150H152ZM248 151V150H247ZM14 152V151H13ZM13 152H10L11 154H15V153H13ZM33 152V151H32ZM36 152V151H35ZM34 152V153H35ZM39 152V151H38ZM37 152V153H38ZM46 152H48V151H46ZM81 152V151H80ZM79 152V153H80ZM109 152V151H108ZM150 152H151V150H150ZM62 153H63V151H62ZM73 153V152H72ZM141 153V154H140ZM152 153V152H151ZM39 154H40V152H39ZM46 155H47V153H45ZM49 154V153H48ZM54 154H56V158L58 159V157H59V155H57V153H54ZM68 154H70V153H68ZM68 154H63V156L65 155L66 157H69L68 156ZM83 154H81L80 156H82L83 157ZM247 154H248V152L244 155V156H247ZM17 155V154H16ZM52 155V157H53V154H51ZM71 155V154H70ZM87 155H85V156H87ZM154 155H156V154H154ZM20 156V155H19ZM35 156H37V155H35ZM34 156V157H35ZM61 156V155H60ZM75 157H77V155H74ZM74 156H70L71 157V159H72V157H74ZM213 156V155H212ZM212 156H210V157H212ZM9 157L11 158L12 156L9 154ZM18 157V156H17ZM40 157V156H39ZM69 157V158H70ZM89 157V156H88ZM151 157H153V156H151ZM239 157V158H238ZM2 158V157H1ZM14 158V160H15V158L16 157H13ZM33 158V157H32ZM64 158V157H63ZM61 159V157H59V159L61 160V165H63V162H65V161H67V160H65L64 161V159ZM78 159H79V161H81L80 160V158H79V154H78V157H77ZM92 158V157H91ZM90 158V159H91ZM154 158H156L155 156H154ZM160 158V157H159ZM215 158H217V157H215ZM221 158H220V160H221ZM12 159V158H11ZM24 159V158H23ZM49 159H51V158H49ZM48 159V160H49ZM58 159V160H59ZM68 159V158H67ZM83 160L85 159V158H82ZM163 159V158H162ZM162 159H160V160H162ZM212 160H213V157L211 158ZM241 159V158H240ZM240 159L239 160H237L238 162L240 161ZM4 160H6V159H4ZM3 160V161H4ZM13 160V161H14ZM47 160V161H48ZM1 161V160H0ZM7 161V160H6ZM24 161V160H23ZM71 161H72V163H73V160H70V164H71ZM77 161V160H76ZM75 161V162H76ZM78 161V162H79ZM85 161V160H84ZM165 161H167V160H165ZM185 161H189V163H185ZM222 161V160H221ZM7 162H10V161H7ZM12 162V161H11ZM27 162V161H26ZM46 162V161H45ZM49 162V161H48ZM56 162V161H55ZM86 162V161H85ZM101 162H99V163H101ZM13 163V162H12ZM12 163H10L9 165H11ZM30 163V162H29ZM50 163V162H49ZM89 162H87V164H88ZM168 163V162H167ZM236 164H237V162H235ZM235 163L233 164V166L231 165V169H229L227 172H229V174L231 173V174H233L232 172V170H234V168H235ZM18 164H20V163H18ZM52 165H49L50 167L51 166H53V163H51ZM56 164V163H55ZM93 164V163H92ZM170 164V163H169ZM169 164H167V165H169ZM183 164V165H182ZM243 164V163H242ZM15 165V164H14ZM57 165V164H56ZM89 165V164H88ZM93 165H95V164H93ZM228 165H230L229 163H228ZM252 165V164H251ZM90 166V165H89ZM166 166V165H165ZM170 166V165H169ZM176 166V167H177ZM188 166H186L187 168H188ZM227 166V165H226ZM236 166H238V164L236 165ZM240 166H244V165H241L240 164ZM11 167V166H10ZM12 167H13V165H12ZM228 167V168H229ZM232 167H233V169H232ZM239 167V166H238ZM13 168H15V167H13ZM53 169L55 168V167H52ZM95 168V167H94ZM252 167H250V170L252 171V169H251ZM56 169V168H55ZM71 169V168H70ZM83 169V168H82ZM96 169H99V168H97V166H96ZM169 169H171V168H169ZM168 168H166V170H169ZM224 169V168H223ZM13 170V169H12ZM15 170V169H14ZM72 170V169H71ZM101 170V169H100ZM109 171H110V169H108ZM140 170V171H139ZM149 170V169H148ZM219 170V169H218ZM236 170V169H235ZM65 171H67V169H65ZM170 171V170H169ZM168 171V172H169ZM220 171L221 170H219V171H217V173H218V175H220L221 173H223V172H221L220 173ZM232 171V172H231ZM15 172H17V171H15ZM55 173H59V171H58V169L56 170V171H54ZM113 172V171H112ZM11 173V172H10ZM48 173H50V172H48ZM101 173H103V172H101ZM108 174L110 173V172H107ZM146 173H148V172H146ZM159 172H157L156 174L155 173H150V174H152V175H155V176H157V174H158ZM225 173V172H224ZM223 173V174H224ZM234 173H237V172H234ZM17 174V173H16ZM65 174H66V172H65ZM108 174H105V176L106 177H108V176H111V175H108ZM117 174V173H116ZM121 174H123V172L122 173H120V175H118L117 174V177L119 176V177H122L123 175L125 176V174H123L122 176H121ZM162 174H160V175H162ZM222 174V175H223ZM250 174V173H249ZM52 175H54V174H52ZM113 175V174H112ZM152 175H150L151 177H153ZM166 175H165V177H162L161 179H164V180H161L160 179V177H154L153 179H151V180H148L149 179V177L145 174V176H147V178L148 179H146V178H141L142 180H143V182H141V179L139 180L141 183L137 186V188H136V194H135V196L132 198L133 200H135V202L136 203H139V204H142V205H145L146 206V211H145V213L144 214H142V215H139V216H136L135 218H133V220L132 221H130V219L128 218V217H126V218H123L122 220H118V217L116 216V214H115V212L118 210V209H120V208H122V207H124V208H130L131 206H132V202L133 201H127V200H124V201H121L120 199H118V200H115L112 204H111V207L110 208H108V206L106 205V203H107V201L108 200H110V198L105 202V203H103L102 201H103V199L101 198V197H105L106 199L108 198V197H112V196H114V195H116V196H118V197H120L121 195V198L123 197V192H124V190H129L128 188H130V190H132L131 188L132 187H128V186H130L131 185V183H133L132 182V179H130L133 175H131V176H129V174L128 175H126V177H125V179L123 180V182H122V184L124 185V186H127L126 187V189L124 188V189H120V192H122V193H118V195L117 194H113V195H110V196H108V197H106V196H103L102 194H101V197L100 198H98V196H97V198H96V200H99V199H102V201L100 200V202L101 203H99V205L98 206H100V204L101 205H105L106 207L104 208V209H102L100 212H99V214H98V218H99V222H98V226L96 227V229L98 230V232H99V234H101V235H104V236H107V237H109L108 235H111V240H113V237H114V234L113 233H116V232H118L116 229H118L119 227H117V225H123V226H125V225H128L130 222H132V224H139V223H141V222H144V221H150V222H153V221H155V220H158V218L161 220L162 218L161 217H159V216H161L162 215V213H164V215L165 214H168V215H170L171 216V218H173L174 216L175 217H179V216H181L182 217V215H185V214H183V212H180V210H182V211H185L186 212V218H183V219H178L175 223H176V227H175V229L173 230V226H167L168 227V229H170V230H172L175 234H176V240L174 241V242H172V241H162V242H160V243H153V242H148L147 241V244H146V248H147V250H148V252H149V255L152 257V259L153 260H156L157 259V256H158V254L159 253H161V252H164V251H166V252H168L169 253V251L175 256V258L177 259V262H178V264H194L195 263V261L196 260H198V259H195L194 257H196L197 255H194V254H196V252L194 251V250H191V245L189 244V243H195V244H193V245H203L204 244V241L203 240H205L207 243H208V245L210 246V239H211V237H212V234H210L211 235V237H207V236H205V237H207V238H205V237H203V235L202 236H200V238L201 237H203V238H201V239H198L197 241H189V240H187L188 241V244H187V242L186 243H184V241H183V236H193V237H196L198 234L200 235V234H204V233H207V232H211V233H218V234H220V236L222 237V238H228L227 237V235H228V232H229V229H230V227H231V225H233L234 223H237L238 222V220H237V213H238V211H239V204H238V199H237V195H235L236 193H234V192H236V189L238 188V187H236L235 188V190H233V188H234V186H233V188H231V187H228L229 189H226V191H225V198L223 197V194L221 195V196H219V198L217 197L216 199H220V200H218V201H222L223 199H226V203H227V206H228V209H229V211L228 212H226L225 214H224V216H221V215H219V214H217V213H215V211H217L218 209H215V208H220V207H213L212 205H210L209 203H211L212 201H214L213 203L215 204V205H220L219 203H217V201L216 200H213L212 198H211V196H208L209 194H208V192L207 191H204V192H197L196 190H195V188H196V185H193V186H195V188L193 189L192 188V186L191 187H186V186H188V185H185V186H181V185H178L177 183H175L177 186H172V185H168V184H163V183H166V182H170L169 181V179H170V176H168L169 178H167V179H165L166 178ZM171 175V174H170ZM208 175V174H207ZM210 175V174H209ZM11 176V175H10ZM14 176H15V174H14ZM139 176H141V175H139ZM164 176V175H163ZM202 176H204V175H202ZM227 176H231V175H228L227 174ZM62 177H64V181L66 180V179H68L67 177H69V176H62ZM101 177V176H100ZM128 177V178H127ZM130 177V178H129ZM134 177V176H133ZM236 177H238V176H236ZM235 176L233 177V178H236ZM256 177V178H255ZM66 178V179H65ZM103 178H105L104 176L102 177V179ZM114 179H115V177H113ZM124 178V177H123ZM225 177H223V179H224ZM106 179V178H105ZM103 180V182L104 181H108V182H110V180ZM109 179H111V177L109 178ZM114 179H111V181H114ZM122 179V178H121ZM145 179V180H144ZM201 179H203V180H205L206 178H201ZM229 179H232V176H231V178H229ZM98 180H99V177H98ZM117 180V179H116ZM137 180V179H136ZM137 180V181H138ZM240 180V179H239ZM238 180V181H239ZM63 181V182H64ZM99 181H101V179L99 180ZM122 181V180H121ZM136 181V182H137ZM138 181V182H139ZM162 181H164L163 183H162ZM231 181V180H230ZM256 181V180H255ZM259 181V182H258ZM103 182H102V184H103ZM107 182V183H108ZM136 182H134V183H136ZM244 182V181H243ZM14 183V182H13ZM98 183V186H100L101 188L103 187V186H105L106 185V183H104L103 185L100 183V182H97ZM114 183H116V181H114ZM174 183V182H173ZM237 183V182H236ZM235 183V184H236ZM65 184H66V181H65ZM101 184V185H100ZM195 184H197L196 182H195ZM238 184V183H237ZM240 184H241V182H240ZM62 185V184H61ZM63 185H64V183H63ZM133 185V184H132ZM131 185V186H132ZM223 185V184H222ZM220 186L219 188H220V194H221V192L223 193V191H224V187H225V185H223V186ZM231 185V184H230ZM239 185V184H238ZM260 185H258V187L260 186ZM40 186V185H39ZM97 186V185H96ZM106 187V186H105ZM222 187V188H221ZM256 187H257V185H256ZM43 188V187H42ZM96 188V187H95ZM113 189H114V191H118V186L117 185H114L113 187H112ZM227 188V187H226ZM253 188V187H252ZM103 189H109V188H104L103 187ZM199 189V188H198ZM10 190V189H9ZM13 190H16V189H13ZM97 191H99V189H96ZM199 190H201V189H199ZM255 190V189H254ZM2 191V190H1ZM38 191V190H37ZM101 191V190H100ZM201 191H203V190H201ZM3 192H5V194L3 193ZM3 192H1L2 194H4L5 196H8V192H7V190H4ZM7 192V193H6ZM45 192H47V191H45ZM51 192H53V191H50V192H48V193H51ZM54 192H56V191H54ZM27 193V192H26ZM36 193V192H35ZM43 193V192H42ZM21 194H23V193H21ZM121 194V195H120ZM23 195H25V194H23ZM40 196H42L41 194H39ZM38 195V196H39ZM46 195V194H45ZM45 195H43L42 196V198L45 196ZM48 195V194H47ZM71 195H72V193H71ZM97 195H99V193H97ZM126 195H128V194H126ZM125 195V196H126ZM130 195V194H129ZM15 196V195H14ZM19 196H22V195H19ZM19 196H17V197H15V199H17ZM1 197V196H0ZM25 197V196H24ZM54 197H55V195H54ZM60 197V195L58 196V198ZM223 199H222V198ZM21 198V197H20ZM58 198H56L55 197V200H59ZM93 198V197H92ZM91 198V199H92ZM104 198V199H105ZM130 200H131V198L130 197H128ZM54 199V198H53ZM62 199V198H61ZM90 199V200H91ZM207 199H209V200H212V201H209V203L208 202H206V200ZM14 200V199H13ZM12 200V201H13ZM40 200H41V198H40ZM48 200H49V202L50 203H45V205H52V203H51V201H54V200H51V199H49L48 198ZM51 200V201H50ZM93 201V202H95V203H97V202H99V201ZM34 201H36V200H34ZM33 201V203L35 204V205H37V207L39 206V204H40V206L41 205H43L44 204V202H45V200H44V202H41V203H38V204H36L37 202H34ZM62 201V200H61ZM61 201H59L58 203H60ZM159 201H163L166 205V207L165 206H163V207H165L167 210H168V207L169 208H175V209H177L178 211L177 212H175V211H171L172 213H174L173 215H172V213L170 214V212H167V213H165L164 212V210H162V212H160V209H159V207H160V205H158L159 204ZM90 202V201H89ZM92 202V203H93ZM33 203H32V205H33ZM43 203V204H42ZM206 203L208 204V205H206ZM224 203V204H223ZM94 204V203H93ZM205 204V205H204ZM8 205V204H7ZM48 205V206H49ZM53 205H55V204H53ZM92 205V204H91ZM91 205H88V209L89 210H95V208H97V207H95L94 205H92V207H94V208H92L91 207ZM203 205H204V208H203ZM222 205H225V202L224 201H222ZM222 205H221V208H223L222 207ZM10 206V205H9ZM11 206H15V203H13ZM18 206V205H17ZM26 206V205H25ZM23 207V206H19V207H17V213H20V209H22V207L23 208H26V207ZM34 206V205H33ZM44 206V205H43ZM43 206H41V207H39V209H41ZM168 206V207H167ZM210 206H212V207H210ZM31 206H28V208H30ZM50 207H53V206H50ZM84 207V206H83ZM101 207V206H100ZM9 209H10V207H8ZM13 208H16V207H13ZM91 208V209H90ZM206 208V210H203V209H205ZM209 208V209H208ZM215 209V211L213 210V209ZM18 209H19V211H18ZM49 209V208H48ZM48 209H47V211H48ZM59 209V208H58ZM85 209V211H84V213L85 212H88L89 210H87V206L84 208ZM165 209V210H166ZM8 210V209H7ZM11 210V209H10ZM25 210V209H24ZM45 212H46V210L45 209H43ZM219 210H222V209H219ZM81 211H83V208H81V209H78V211H77V215L76 216H78V215H80V212ZM130 211V210H129ZM131 211H134L135 212V210H131ZM137 211H139V208H138V210ZM140 211H142V210H140ZM252 211H254V213L255 212H257V213H261V209L260 208H254ZM42 212V211H41ZM79 212V213H78ZM4 213H6V212H4ZM16 213V212H15ZM88 213H90L91 214V212H88ZM161 213V214H160ZM220 213H222V212H220ZM228 213V214H227ZM253 213V212H252ZM7 214V213H6ZM13 214V213H12ZM43 214H45V213H43L42 212V215ZM47 214H49V213H47ZM90 214H86V215H90ZM126 214H131V212H127ZM226 214L228 215V216H226ZM8 215V214H7ZM11 215V214H10ZM18 215V214H17ZM17 215H15V216H17ZM83 215V214H82ZM122 215H124L123 213H122ZM168 215H165V217H167V218H169L170 216H168ZM177 215V216H176ZM20 216V215H19ZM35 216V215H34ZM33 216V217H34ZM75 216V217H76ZM91 216V215H90ZM5 217V216H4ZM32 217V218H33ZM40 217H42V216H40ZM48 217V216H47ZM74 217V218H75ZM92 217V216H91ZM165 217H163V218H165ZM7 219L6 220H10L11 221V219H13V218H10L9 219V217H6ZM18 217H16L15 219H17ZM25 218V217H24ZM43 218V217H42ZM79 217H77V218H75V219H78ZM35 222H37L36 224H38V226H39V224L41 223V222H43V221H38L37 219H33ZM50 220V219H49ZM48 220V221H49ZM79 220V219H78ZM2 221V220H1ZM4 221H5V218H4ZM14 220H12V222H13ZM31 221V220H30ZM34 221H32V222H34ZM77 221V220H76ZM38 222H40V223H38ZM149 222V223H150ZM156 222V221H155ZM155 222H153V223H155ZM2 223V222H1ZM8 224H9V222H7ZM28 223V222H27ZM95 223V222H94ZM12 224V223H11ZM1 225V224H0ZM4 225V224H3ZM151 225H152V223H151ZM5 226H7V225H5ZM69 226V224L67 223V227ZM21 227V226H20ZM31 227V226H30ZM137 227V226H136ZM237 227H238V225L235 227L236 229H237ZM2 228V227H1ZM0 228V230H2ZM27 228H29V227H27ZM44 228V227H43ZM123 228V227H122ZM39 229H41L40 230V232L42 231V233H44V229H42V227H41V225H40V228ZM22 230H23V228H22ZM114 230H116V231H114ZM152 230V229H151ZM215 231V232H214ZM35 232H37V231H35ZM39 232V233H40ZM84 233H85V231H83ZM151 232V231H150ZM4 233V232H3ZM26 233V232H25ZM38 233V232H37ZM89 233V232H88ZM154 233V232H153ZM27 234V233H26ZM30 235L31 234H33V233H29ZM29 234H27V238H31L30 236H29ZM46 234V233H45ZM217 234V235H218ZM229 234H231V233H229ZM44 235V234H43ZM79 235V234H78ZM90 235V234H89ZM116 235H118V233H116ZM1 236H3V235H1ZM87 235H85V237H86ZM119 237L121 236L120 235V232H119V235H118ZM152 236V235H151ZM209 236V235H208ZM46 237V236H45ZM258 237V238H257ZM2 237H0V239H1ZM44 238V237H43ZM84 238V237H83ZM82 238V239H83ZM94 241H95V238L96 237H94V235H93V237H91ZM216 238H218V236H216L215 237V241L217 240ZM87 239V238H86ZM85 239V240H86ZM110 239V238H109ZM120 239H121V237H120ZM160 239H163V238H160ZM165 239V238H164ZM42 241H43V239H41ZM89 240V239H88ZM87 240V244H86V247H85V249L86 248H88L89 249V247L90 246H93V247H90V249L89 250H91V248L92 249H95V247H97V244H96V242H98V241H95V244L96 245H93L94 244V242L93 241H88ZM116 240H118V239H116ZM151 240H154V239H151ZM199 240H201L202 242H200ZM226 240V239H225ZM225 240H224V244H225ZM253 240L254 241H256L257 242V240H259V236H256V234L254 235V238H253ZM17 241V243H18V245L19 246H21L22 248H23V242H20V240H16ZM42 241H38V242H42ZM69 241V240H68ZM71 241H74L73 239H71ZM119 241V243L117 244H115V245H121V240H118ZM156 241V240H155ZM198 241H199V243H198ZM214 241V242H215ZM76 242H77V244H79V245H81L80 244V242L78 241V240H76ZM89 242H91V243H89ZM102 242V241H101ZM219 242H221V241H219ZM34 243H35V241H34ZM34 243H33V245H34ZM1 244V243H0ZM88 244L90 245V246H88ZM113 244V243H112ZM205 245V244H204ZM203 245V246H204ZM40 246V245H39ZM68 246V245H67ZM110 246V245H109ZM206 246V245H205ZM211 246H213L212 248L213 249H216V244L214 243V244H212ZM112 247V246H111ZM215 247V248H214ZM43 249H45V248H43ZM116 249V248H115ZM222 249V248H221ZM79 250H81V249H79ZM96 251H97V249H95ZM117 250V249H116ZM198 250V249H197ZM258 250L259 249H257V248H255V249H253V251H250V253L248 254V252H245V253H247V255H245V257H251V259L252 258H256V257H258ZM29 251H31V250H29ZM44 250H42V252H43ZM69 252L71 251V250H68ZM86 251H87V249H86ZM91 251H93V250H91ZM90 251V252H91ZM96 251H94V252H96ZM198 251H201L202 252V250H198ZM205 251H207V250H205ZM214 251V250H213ZM68 252V253H69ZM80 252H85V250H82V251H80ZM143 252V251H142ZM192 252V253H191ZM219 252H220V249H219ZM67 253V254H68ZM73 254H74V252H72ZM259 253H260V251H259ZM30 254V253H29ZM66 253L64 252V255H65ZM70 254H71V252H70ZM69 254V255H70ZM144 254V253H143ZM142 254V255H143ZM147 254V253H146ZM261 254V253H260ZM259 254V255H260ZM63 255V256H64ZM69 255H67V256H69ZM159 256H161V255H159ZM171 257H172V255H170ZM144 257V256H143ZM146 257V256H145ZM164 257V256H163ZM245 257H244V259H245ZM78 258V257H77ZM80 258V257H79ZM78 258V259H79ZM165 258V257H164ZM68 259H70L71 260V258H67V260ZM81 259V258H80ZM61 260H62V258H61ZM253 260V259H252ZM4 261V260H3ZM5 261H8V260H6L5 259ZM76 261V260H75ZM208 261V260H207ZM209 261H211V259L209 260ZM13 261L11 260V263H12ZM68 262H69V260H68ZM70 262H73V260L72 261H70ZM216 262H217V260H216ZM254 262V261H253ZM253 262H250V260H248V261H246L245 260V264H249V263H251V264H255V263H253ZM6 264V263H5ZM13 264V263H12ZM241 264H244V261H243V263H241Z\"/></svg>",
	"mask_w": 264,
	"mask_h": 264
},
{
	"label": "snow or ice",
	"instance_id": "6c2138e0",
	"mask_svg": "<svg viewBox=\"0 0 264 264\" xmlns=\"http://www.w3.org/2000/svg\"><path fill=\"white\" fill-rule=\"evenodd\" d=\"M37 179H41V180H47V179H48V177H47V176H39V177H37Z\"/></svg>",
	"mask_w": 264,
	"mask_h": 264
}]
</instances>
